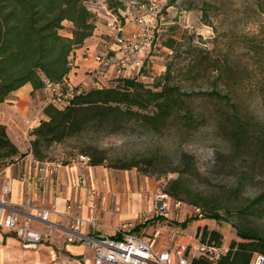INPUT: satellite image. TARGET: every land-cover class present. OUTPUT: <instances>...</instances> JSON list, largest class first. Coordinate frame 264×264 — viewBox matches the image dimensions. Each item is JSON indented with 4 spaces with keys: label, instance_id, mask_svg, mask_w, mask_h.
I'll use <instances>...</instances> for the list:
<instances>
[{
    "label": "rangeland",
    "instance_id": "374dc122",
    "mask_svg": "<svg viewBox=\"0 0 264 264\" xmlns=\"http://www.w3.org/2000/svg\"><path fill=\"white\" fill-rule=\"evenodd\" d=\"M146 1L122 0L124 9L119 20L125 32L136 29L135 18L145 13L140 4ZM160 1L163 8L154 19V45L144 55V68H131L124 77H138L140 82L153 86L164 75L167 65H171L174 81L183 90L229 92L243 119L250 121V127L256 131L264 129V12L259 7L262 0ZM86 5L94 13L97 23L93 38L84 47H95V53L117 49L110 35L112 30L107 16V11L113 12L106 1L86 0ZM64 24L61 33L71 36L72 24ZM170 39L174 40L173 49L166 46ZM201 49L204 51L202 55L207 58L194 72L191 64L201 54ZM141 73H144L142 77ZM117 77L100 78L98 81L103 87H108ZM215 103L202 96L191 100L194 111L207 116V120L198 124L199 128L195 131L171 123L163 133H155L141 123L131 122L117 133L89 130L63 144H54L47 152V159L64 167L76 164L79 167L77 180L83 185L80 172L86 171V165L77 159L78 155L87 153L102 157L104 164L93 166L92 170L94 184L101 195L107 197L106 202L102 203L100 198L94 200L88 190L90 206H95L100 227L109 232L122 223L128 228L141 225V229L135 231L149 238H153L154 229L161 230L156 238L157 251L171 245V228L159 220L162 218L158 217L163 216L155 211L157 195L159 191L168 193L169 182L179 176L183 177L186 185L182 195L186 196V191L194 190L201 193L205 200H199L200 204L196 205L186 198L181 200V205L174 212L171 206L167 216H164L171 222L168 224L170 227L182 228L186 219L196 216V208L217 211L227 220L217 222L199 217L185 228L187 239H199L197 230L203 227L219 231L222 234L221 244L226 247L234 240H241L238 227L257 228L264 235V213L259 217L246 213L252 201L264 193V138L248 142L253 152L247 151V145L239 149L232 141L225 140L227 135H220L217 130L218 119L214 111L219 109V104ZM40 109L43 111L44 107ZM37 113L38 109L35 116ZM31 139V135L18 137L16 142L11 139L19 148V154L14 158L0 157V168L24 159L31 151ZM144 156L157 160L154 169L174 171L157 176L145 174L136 167L127 170L111 167ZM141 167L146 166L141 164ZM53 184L56 189L61 183L58 180ZM189 197L196 200L193 195ZM152 218L154 220L148 225L144 224ZM14 238L19 242L18 238ZM197 242L191 240L189 243L195 246ZM47 245L49 247L38 245L36 249L17 245V264H35L37 255L29 254L27 250L39 253L42 264L60 261L57 241L50 239ZM70 264L86 262L73 261Z\"/></svg>",
    "mask_w": 264,
    "mask_h": 264
},
{
    "label": "trees",
    "instance_id": "16d2710c",
    "mask_svg": "<svg viewBox=\"0 0 264 264\" xmlns=\"http://www.w3.org/2000/svg\"><path fill=\"white\" fill-rule=\"evenodd\" d=\"M105 1L116 16L122 17V0ZM259 7L264 12V0L259 2ZM65 22L72 24L71 36L66 37L61 33ZM96 23L95 15L86 5V0H0V103H4L12 92L27 83L34 90L44 89L46 78L60 83L70 73L69 63L77 53L76 50L82 49L93 38ZM173 43L174 40L170 39L166 46L173 49ZM200 52L191 64L194 72L207 58L202 55V49ZM143 75L141 73L140 77ZM200 96L219 104V109L214 111L217 114L219 134L227 135L224 136L225 140L232 141L237 148L247 145V151L253 152L248 142L254 138L263 139L264 129L256 131L250 127V121L243 119L239 108L232 102L231 93L219 90L185 91L175 83L171 65H167L164 75L153 86L140 82L138 77H121L108 87H91L62 108L45 106V119L31 133L34 138L30 152L38 162H53L47 159V152L54 144H63L89 130L104 134L117 133L131 122L141 123L155 133H163L171 123L195 131L199 128L198 124L207 120L204 113H196L191 107V100ZM18 154L19 148L7 134L6 126L0 124V157L14 158ZM81 154L91 157L90 166L104 164L102 157ZM156 161L144 156L111 167L126 170L136 167L145 174L157 176L174 171L154 169ZM141 164L146 167H141ZM182 180L183 177L179 176L171 180L166 188L167 194L176 199L174 201L181 203V200L187 198L199 205V200H205L201 193L194 190L186 191V196L182 195V189L186 187ZM192 195L196 200L189 197ZM246 213L255 217L264 213V193L252 201ZM201 218L227 221L211 209L202 211ZM197 219L199 215L186 219L182 223L183 229ZM152 220L154 218L144 224L148 225ZM139 229L141 225H136L133 230ZM237 233L241 240L232 241L218 262L213 263L198 256L191 264H252L257 255L264 257V235L257 228L238 227ZM196 235L202 242L221 245L222 234L214 228L211 231L207 227L198 228Z\"/></svg>",
    "mask_w": 264,
    "mask_h": 264
},
{
    "label": "built area",
    "instance_id": "2783aa9c",
    "mask_svg": "<svg viewBox=\"0 0 264 264\" xmlns=\"http://www.w3.org/2000/svg\"><path fill=\"white\" fill-rule=\"evenodd\" d=\"M145 9V13L135 18L136 29L125 32L119 18L107 11L108 24L111 27L110 33L117 52L108 49L104 52H97L92 55L95 66L87 72V75L75 82L71 80L70 73L60 82L56 83L49 79L44 80V89L47 91V99L43 107L53 105L64 107L71 103L77 96L85 93L91 87L103 88L98 79L118 76L116 79L126 76L131 68L143 70L145 65L144 55L151 50L154 45V19L162 10L160 0H147L140 4ZM111 51V53L109 52ZM119 51V52H118ZM70 72L76 67V54L70 60ZM132 78V77H131ZM106 87V86H105ZM34 128L28 129V136ZM32 139L34 136H32ZM31 139V141H32ZM31 153V152H30ZM78 160L85 165L92 161L88 155L81 154ZM39 172L51 177L54 183L58 182V170L61 167L56 162H39ZM6 174L0 168V176ZM87 171L80 172V181L86 185L90 180ZM21 180H25L24 177ZM41 178H39V181ZM91 197L96 200L100 198L102 203L107 200L101 195L98 187L89 188ZM10 184L5 181L1 188L0 195V229H7L14 233L25 248H34L50 239L56 240L59 246V259L62 264H70L73 261L79 263L91 262V264H191L194 258L202 256L209 261L216 263L227 252L228 247L212 242H202L196 237L185 238V230L176 226L171 230V245L161 251L155 249L156 238L161 234V230H155L153 238L145 237L142 233L128 228L126 224H121L112 228L109 233H105L100 227L95 216V206L91 205V215L83 217L79 211L83 209L81 203L67 204V210L63 214L65 219L70 221V226L62 227L50 220L51 214L56 212L53 209L36 208L35 213L32 199H26L23 203H13L9 201ZM174 204L180 206L173 198L164 192L159 191L155 211L167 216L166 213ZM196 215L201 217V210L196 208ZM32 221H37L43 228L32 226ZM87 226V230H84ZM64 230V240L54 234V230ZM191 240L198 241L195 246L190 245ZM82 244L85 252L79 256H72L65 250V244ZM252 264H264V257L257 255Z\"/></svg>",
    "mask_w": 264,
    "mask_h": 264
},
{
    "label": "crops",
    "instance_id": "0c3cea01",
    "mask_svg": "<svg viewBox=\"0 0 264 264\" xmlns=\"http://www.w3.org/2000/svg\"><path fill=\"white\" fill-rule=\"evenodd\" d=\"M90 49L84 47L76 50V67L70 72L71 80L75 82L81 81V79L87 75V72L95 66V62L92 58V55L95 53V47ZM114 50L115 49H113V53ZM109 78H111V76ZM47 95L48 93L45 89L34 90L33 86L27 83L18 90L12 92L4 103H0V124L6 126L7 134L12 140L16 142L18 137L26 138L29 133L28 129L30 127H37L40 122L45 119L43 111L40 108L43 107L45 100L48 98ZM36 109H38V113L35 116ZM39 166L40 163L34 159L32 153H28L24 159L16 163L2 166L1 168L6 174L0 176V195L3 184L5 181H8L10 184L9 201L13 203H23L26 199L31 198L34 206L31 213H35L36 208L45 207L46 209H53L56 212L51 214L50 220L64 228L70 226V221L65 219L63 215L67 210V204L69 202L73 204L81 203L83 205V209L79 211L83 217H89L91 215L88 190L90 187L95 186L93 177L94 170H92L93 165H86L85 167L86 171L91 176L89 185L87 184L86 187L80 185L77 180L79 167L76 164L65 167L61 166L58 170V179L61 184L59 187H56V189L53 187V179L47 177L45 173L39 172ZM22 177H24L25 180H21ZM39 178H41L40 181ZM177 208V206L172 204L173 212L176 211ZM158 218H162L159 220L167 223L166 227L171 228V230L174 228L168 225L171 222L166 219V217ZM119 225L121 224H118V226ZM32 226L43 228L37 221H32ZM84 230H87V226H84ZM155 230L156 229L153 230V233ZM104 232L109 233L110 231ZM54 234L64 240L65 235L63 229L54 230ZM14 237L18 238L11 231L0 229V264H17L16 246L21 245L23 248L25 247L22 245L19 238L18 242ZM47 243H49V240L39 246L46 247L48 246ZM64 244L65 250L72 256H79L85 252L82 244ZM36 248L37 247L34 249ZM52 250L55 252L53 247ZM27 251L29 254L35 253V256L37 255L35 264H42V257L39 253L32 250ZM53 264L62 263L61 261H56L53 262ZM86 264H91V262L88 261Z\"/></svg>",
    "mask_w": 264,
    "mask_h": 264
}]
</instances>
